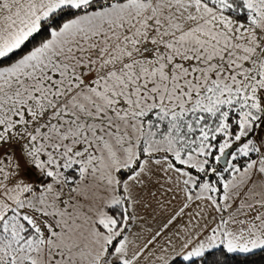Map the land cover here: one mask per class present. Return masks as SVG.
Masks as SVG:
<instances>
[{"label": "snow or ice", "instance_id": "6c2138e0", "mask_svg": "<svg viewBox=\"0 0 264 264\" xmlns=\"http://www.w3.org/2000/svg\"><path fill=\"white\" fill-rule=\"evenodd\" d=\"M260 252L264 0H0V264Z\"/></svg>", "mask_w": 264, "mask_h": 264}, {"label": "trees", "instance_id": "16d2710c", "mask_svg": "<svg viewBox=\"0 0 264 264\" xmlns=\"http://www.w3.org/2000/svg\"><path fill=\"white\" fill-rule=\"evenodd\" d=\"M242 261H246V264H264V252L250 257H238L236 260H230L229 264H241Z\"/></svg>", "mask_w": 264, "mask_h": 264}]
</instances>
